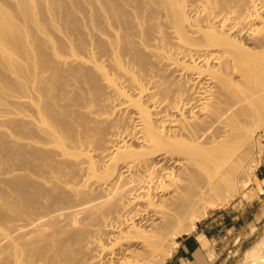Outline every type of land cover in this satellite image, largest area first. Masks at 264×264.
Returning a JSON list of instances; mask_svg holds the SVG:
<instances>
[{
	"label": "bare ground",
	"instance_id": "obj_1",
	"mask_svg": "<svg viewBox=\"0 0 264 264\" xmlns=\"http://www.w3.org/2000/svg\"><path fill=\"white\" fill-rule=\"evenodd\" d=\"M263 123L264 0H0V264L161 263Z\"/></svg>",
	"mask_w": 264,
	"mask_h": 264
},
{
	"label": "rangeland",
	"instance_id": "obj_2",
	"mask_svg": "<svg viewBox=\"0 0 264 264\" xmlns=\"http://www.w3.org/2000/svg\"><path fill=\"white\" fill-rule=\"evenodd\" d=\"M257 127L249 150L241 149L250 153L244 154L237 191L200 207L171 255L158 264H264V241H259L264 236V125ZM181 244L186 245L182 252Z\"/></svg>",
	"mask_w": 264,
	"mask_h": 264
},
{
	"label": "crops",
	"instance_id": "obj_3",
	"mask_svg": "<svg viewBox=\"0 0 264 264\" xmlns=\"http://www.w3.org/2000/svg\"><path fill=\"white\" fill-rule=\"evenodd\" d=\"M181 246H182V247H181ZM182 248H183V249H182ZM181 249H182V250H185V249H186V245H185V244H184V245L181 244V245L179 246L178 251H181V252H182ZM178 251H177V252H178ZM180 258H181V257H180ZM211 263H212V261H211Z\"/></svg>",
	"mask_w": 264,
	"mask_h": 264
}]
</instances>
